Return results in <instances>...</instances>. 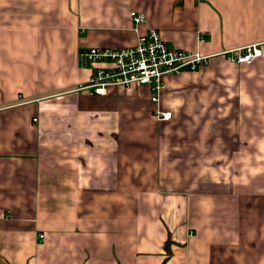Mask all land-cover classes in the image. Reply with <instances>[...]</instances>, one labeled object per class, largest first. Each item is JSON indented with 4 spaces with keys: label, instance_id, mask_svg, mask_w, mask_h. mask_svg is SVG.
Wrapping results in <instances>:
<instances>
[{
    "label": "crops",
    "instance_id": "1",
    "mask_svg": "<svg viewBox=\"0 0 264 264\" xmlns=\"http://www.w3.org/2000/svg\"><path fill=\"white\" fill-rule=\"evenodd\" d=\"M150 28L209 63L158 105L148 86L76 89L83 52ZM250 44L251 63L224 55ZM257 148L264 0H0V264H264Z\"/></svg>",
    "mask_w": 264,
    "mask_h": 264
},
{
    "label": "built area",
    "instance_id": "2",
    "mask_svg": "<svg viewBox=\"0 0 264 264\" xmlns=\"http://www.w3.org/2000/svg\"><path fill=\"white\" fill-rule=\"evenodd\" d=\"M131 16L136 27L146 22V15L142 12L132 11ZM262 53L259 44H250L227 50L225 55L229 60L242 64L253 62ZM83 56L94 66V71L88 82L78 86L77 90L87 89L104 95L112 86H148L151 100L157 105L167 86V76L195 71L210 60L209 55L199 51L169 45L157 28L148 29L134 45L93 47L83 52ZM155 115L161 121L173 117L172 111L159 108Z\"/></svg>",
    "mask_w": 264,
    "mask_h": 264
},
{
    "label": "rangeland",
    "instance_id": "3",
    "mask_svg": "<svg viewBox=\"0 0 264 264\" xmlns=\"http://www.w3.org/2000/svg\"><path fill=\"white\" fill-rule=\"evenodd\" d=\"M225 55V53H224ZM165 123V122H164ZM246 156L250 153L251 155H253V151L251 150V152L249 151H245ZM255 153L257 155V164L259 165V167L264 166V149H259L257 148L255 150Z\"/></svg>",
    "mask_w": 264,
    "mask_h": 264
}]
</instances>
